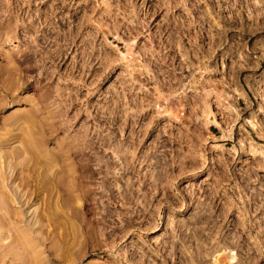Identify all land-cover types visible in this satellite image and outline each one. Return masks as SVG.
Returning <instances> with one entry per match:
<instances>
[{"label":"rangeland","instance_id":"1","mask_svg":"<svg viewBox=\"0 0 264 264\" xmlns=\"http://www.w3.org/2000/svg\"><path fill=\"white\" fill-rule=\"evenodd\" d=\"M207 2L0 0V264H264V0Z\"/></svg>","mask_w":264,"mask_h":264},{"label":"built area","instance_id":"2","mask_svg":"<svg viewBox=\"0 0 264 264\" xmlns=\"http://www.w3.org/2000/svg\"><path fill=\"white\" fill-rule=\"evenodd\" d=\"M197 0H195V2H196ZM203 2H205V4L207 5V0H199V1H197L196 3H194L193 2V0H188V3L187 4H200V6H198V5H196V6H198L197 7V9L199 10V11H205V9L207 8L205 5H204V3ZM210 3H212V2H210ZM214 4V3H213ZM217 3H215V5H216ZM222 4V3H221ZM193 6V5H192ZM195 6V7H196ZM178 8V7H177ZM182 9V8H181ZM211 9L213 10V7H211ZM178 9H176V12H178L177 11ZM184 42H186V41H184ZM203 42H207V43H209V42H211V40H209V39H207V40H203ZM222 44H220V45H218V49H216V50H218L219 52L221 51V52H225V51H229V45H227V46H224V43H223V40H221L220 41ZM228 42H231V40H229ZM201 55V54H200ZM189 60H190V58H189ZM186 63H187V61H185ZM189 63V62H188ZM223 65H225V64H223ZM186 66V65H185ZM185 70H187V68H184ZM207 75H209L208 74V72L206 73ZM192 80H194V78L192 79ZM201 84L202 85H207L208 84V82L206 83V82H203V81H201ZM202 85H200L199 86V91L200 90H203V88H205L204 90H207V91H212V90H210L209 89V87H203L202 88ZM182 90H185V89H182ZM255 206V205H254ZM205 209V205H201V206H199L198 207V210H196V211H198V214L199 215H206V214H208V212L206 211V210H204ZM262 211L261 209H259V208H257V206H255V211H254V213L253 212H251V218H252V222H253V224H254V226H256L255 228H257L258 227V229H259V227H260V223L261 222H263L264 223V219L263 220H261V222H260V219H261V214H260V212H258V211ZM193 213V212H192ZM257 231V230H256ZM257 232H259L260 234H264V230L262 231L261 229L259 230V231H257ZM257 232H255V233H257ZM186 234L188 235V238L190 239V240H193L194 241V236H193V227H192V225H188L187 226V229H186ZM256 237V236H255ZM258 238H256V240H257ZM220 240H221V242H222V244H224L225 242H224V238H220ZM219 244V243H218ZM190 245V246H189ZM237 248L239 247V243H237ZM212 247H214V252H215V250L216 249H218V248H220V247H224V246H222L221 244H219V245H212ZM212 247H206V248H204L206 251L201 255L202 256V258H201V260H202V262L204 261V260H209V259H211L210 257H211V254L213 253V252H208L210 249H212ZM194 245L193 244H188V247H187V250H188V264H196V263H199L200 262V260H198L197 259V261H196V257H194ZM234 251H235V253H236V250L235 249H233ZM236 255H237V253H236ZM194 257V258H193ZM241 259L238 257V255H237V262L235 261L234 263L235 264H242L241 263V261H240Z\"/></svg>","mask_w":264,"mask_h":264},{"label":"flooded vegetation","instance_id":"3","mask_svg":"<svg viewBox=\"0 0 264 264\" xmlns=\"http://www.w3.org/2000/svg\"><path fill=\"white\" fill-rule=\"evenodd\" d=\"M252 198L258 204V207L264 212V189H254L252 190Z\"/></svg>","mask_w":264,"mask_h":264},{"label":"bare ground","instance_id":"4","mask_svg":"<svg viewBox=\"0 0 264 264\" xmlns=\"http://www.w3.org/2000/svg\"><path fill=\"white\" fill-rule=\"evenodd\" d=\"M216 255V254H215ZM224 259V258H223ZM234 259V258H233ZM231 260V259H230ZM219 261V260H218ZM222 263V262H221ZM225 264V263H224Z\"/></svg>","mask_w":264,"mask_h":264}]
</instances>
